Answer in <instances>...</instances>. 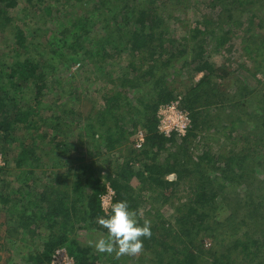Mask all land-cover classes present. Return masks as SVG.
I'll list each match as a JSON object with an SVG mask.
<instances>
[{"label":"trees","instance_id":"16d2710c","mask_svg":"<svg viewBox=\"0 0 264 264\" xmlns=\"http://www.w3.org/2000/svg\"><path fill=\"white\" fill-rule=\"evenodd\" d=\"M25 2L36 15L53 17L54 12H64L70 0ZM178 2L96 0L91 8L62 19L54 28L46 47L56 57L55 63L71 59L99 67L109 50L129 54L116 88L104 91L101 106L82 116L74 107H61L57 99L45 106V95L52 90L45 73L50 62L26 48L36 40V29L15 22L10 14L19 0H0V29L14 26L9 28L12 44L5 46L6 53L0 52V150L16 142L18 133L24 135L19 151L11 157L12 165L6 159L0 165L4 176L9 166L23 173L13 183L0 179V210L7 215L8 237L24 235L36 244L22 256L24 264H47L58 247H64L75 264H95L102 257L109 264L132 259L135 264H264V158H256L264 148V92L206 56L207 46H212L209 41H214L213 50L228 41V32L218 35L215 31L224 22L222 11H227L225 20L238 24L231 9L241 13L239 7L256 4L259 10H246L242 48L257 64L263 61L264 33L257 28L264 20L260 12L264 0H213L210 9L219 5L221 10L214 14L211 10L175 43L166 38V20L170 18L167 9ZM226 49L230 51L231 46ZM183 69L201 73L178 92L191 126L184 136L165 137L157 132L155 113L160 104L175 98L169 83ZM55 82L59 87L60 82ZM250 101L255 103L251 111ZM70 116L82 123L76 135L90 145L87 161L71 154ZM210 127L221 131L224 153L214 156L207 148L194 155L193 140ZM137 129L145 132L141 148L131 142ZM117 150L123 156L119 164L110 157ZM133 177L141 183L138 190L130 182ZM102 178L114 191L113 203L126 200L140 223L150 221L152 234L144 239L141 253L120 257L98 253L81 237L85 230L100 238L107 235L98 223L110 210L101 209ZM17 184L24 190L15 189ZM141 191L149 193L147 201L154 214L148 211L139 216ZM172 197L178 203L165 217L160 209Z\"/></svg>","mask_w":264,"mask_h":264},{"label":"rangeland","instance_id":"374dc122","mask_svg":"<svg viewBox=\"0 0 264 264\" xmlns=\"http://www.w3.org/2000/svg\"><path fill=\"white\" fill-rule=\"evenodd\" d=\"M55 0H51L53 2ZM65 0H61L64 2ZM96 0H70V3L63 9L64 12H54L53 17H46L40 15V12L36 15L34 11V7L30 5H26L25 0H19L18 8H16L11 15H14L15 22L23 23L24 27H30L32 29H36L38 36L36 40L29 42L27 44L28 51H35L36 54H39L42 61H48L49 65L46 67L45 73H47V84L52 88L45 95V106H50V103H59L63 108L74 107L77 113L80 112L82 116H85L86 113L92 108H99L102 104L101 94L104 91L111 90L116 88L118 84V78L121 76V72H123L124 66L126 67L129 54L127 52H123L122 54H115L112 50L107 52V57L103 61L99 67L96 64L91 62L79 63V61L67 60L64 59L62 62L55 63L56 57H54L49 51H47L46 41L49 40V36L53 34L54 28L62 23V19L68 18L76 15L83 10L91 8L92 4ZM213 0H180L178 4L174 7L167 9L170 14V18L166 20V24L168 25V34L166 38L175 40V43L181 40V38L188 32L191 28H193L197 22L201 21L202 18L206 15L209 16V12L214 14L216 11H220L221 8L219 5H216L214 8L212 7L211 2ZM252 6L239 7V10L242 11L239 13L236 10V7H231V13L234 19H237L238 24H233L230 21L225 20L227 11H222V17L224 18V22L220 25L221 30L217 27L218 35L224 34L228 37V41L225 43L223 47L219 49L213 50L214 41H209L212 46H207L206 56L209 58V61L214 64H223L227 67V69L231 72V75L238 76L242 78L243 81L248 83L250 87L256 88L258 91L264 92V60L255 62L253 59H249L248 56L243 51V37L245 36V28H246V17L248 16V12L246 10H251L252 8L258 7L256 4H251ZM25 6V7H24ZM24 8V9H23ZM260 12H264V7ZM228 21V22H227ZM257 23V22H255ZM243 24V25H242ZM0 29V52L6 53L7 47L6 45L12 44L11 30L9 28H14L13 25ZM215 27V26H214ZM255 28V26H254ZM97 34L98 31H95ZM258 33H264V20L262 23V27L257 28ZM174 43V44H175ZM168 42L166 43V48H168ZM170 46V45H169ZM176 46V44H175ZM231 46L230 51H227L226 48ZM188 57V56H187ZM183 58L178 60L174 66L179 64ZM260 63V65H259ZM193 64L190 65V68H193ZM190 69H183L180 75H176L171 81L172 86L170 88L174 89L175 95H180L178 92H183L184 83L191 84V82H195L201 76V73L194 72ZM191 76V78L189 77ZM55 80L60 82L59 87L57 86ZM189 81V82H188ZM187 86V89H188ZM132 92H135L133 89ZM57 99L55 102L54 100ZM43 106V104H42ZM203 108V107H201ZM255 108V103L250 101L248 103V109L251 111ZM247 109V110H248ZM46 111H49L45 108ZM221 111V109L219 110ZM232 111V110H231ZM218 112V111H217ZM209 114L211 116L215 115L214 110H210ZM221 114V113H220ZM237 114H241V111L238 110ZM225 118V117H224ZM68 121L72 123L71 131L67 133L68 139L71 141V154H76V156L83 157L89 160L87 155V151L89 150L90 145L81 143L76 133L79 132L81 122L76 121V117L70 116ZM67 122V123H69ZM213 123H211L212 125ZM228 124V123H227ZM65 127L66 126H62ZM250 130V126L247 125ZM64 128V129H65ZM255 131V130H254ZM254 131H251L252 135ZM71 132V134H70ZM20 136L17 138L16 142H11L5 146L4 150H0V163L4 160L8 161V165H12L11 157L15 153H17L20 149L19 143L23 141V134L18 133ZM132 142V139H131ZM209 149L211 153L215 154L214 156L224 153L225 151V140L222 136L221 131L215 132L212 127L207 131H202L199 133L191 144V150L194 155L200 154L203 150ZM224 150V151H223ZM264 148L260 151V154L256 156L263 160L264 158ZM111 159H115L117 164L122 161V151L117 150L111 153ZM71 160H69L70 162ZM46 163V162H45ZM51 161H47V165H50ZM137 166V164H135ZM11 167V168H10ZM103 170L101 174L105 175L107 172V166L102 167ZM9 172L4 176V172L0 174V179L6 178V182L13 183L14 178H22L23 173L13 171V167L9 166ZM18 171V170H17ZM7 176V177H6ZM168 177V176H167ZM169 179H173L171 176ZM103 184L109 183L107 179L102 178ZM131 184L138 190L141 183L140 181L133 177L130 180ZM3 183V182H1ZM4 184V183H3ZM110 184V183H109ZM1 186V185H0ZM10 188V187H9ZM22 189L23 187L17 184L15 189ZM166 194L169 193L168 190L165 191ZM142 194V200L139 205V216H144L148 211L151 214H154L156 210L150 207V203H148V195L147 191L140 192ZM178 198H171L170 202H166L164 207L160 209V212L164 214L165 217H169L173 212L172 205H176L178 203ZM157 205V204H156ZM9 222H7V215L3 211L0 210V262H6L7 260H15L24 264L21 261L22 256L28 254V252L34 247V242L27 241V238L23 236H19L17 239L14 235L8 237ZM81 237L85 242L95 241L100 238L98 235L93 234V231H82L80 232ZM37 241V240H34ZM209 241V240H208ZM36 245V244H35ZM134 259L130 260L127 263L121 262L120 264H135ZM95 264H109L104 257H102L101 261L95 262Z\"/></svg>","mask_w":264,"mask_h":264},{"label":"clouds","instance_id":"9594fccd","mask_svg":"<svg viewBox=\"0 0 264 264\" xmlns=\"http://www.w3.org/2000/svg\"><path fill=\"white\" fill-rule=\"evenodd\" d=\"M98 223L107 230V235L89 241V246L98 253H115L117 257L141 253L144 239L150 238L152 234L150 221L140 223L137 213L126 200L112 203L109 212L99 218Z\"/></svg>","mask_w":264,"mask_h":264},{"label":"built area","instance_id":"2783aa9c","mask_svg":"<svg viewBox=\"0 0 264 264\" xmlns=\"http://www.w3.org/2000/svg\"><path fill=\"white\" fill-rule=\"evenodd\" d=\"M155 117L157 120V132L165 137L172 134L184 136L191 126L190 114L180 106V95L169 102L162 103L158 106ZM145 142V132L137 129L132 135V144L135 148H141ZM3 162L0 163L2 165ZM172 177V175H170ZM169 176V177H170ZM101 209L108 212L110 205L113 203L114 191L109 183L104 184V191L100 195ZM47 264H75L73 257L64 247L56 248Z\"/></svg>","mask_w":264,"mask_h":264}]
</instances>
